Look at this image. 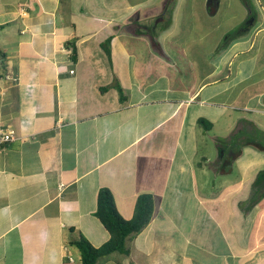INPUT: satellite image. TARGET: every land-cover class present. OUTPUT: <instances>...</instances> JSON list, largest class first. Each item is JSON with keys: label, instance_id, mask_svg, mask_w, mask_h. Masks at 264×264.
<instances>
[{"label": "crops", "instance_id": "0c3cea01", "mask_svg": "<svg viewBox=\"0 0 264 264\" xmlns=\"http://www.w3.org/2000/svg\"><path fill=\"white\" fill-rule=\"evenodd\" d=\"M169 1L0 0V129L16 135L0 148V264H82L74 241L110 239L103 188L127 220L140 195L155 207L129 253L98 264H264V197L248 205L264 169L230 178L245 147L227 169L210 149L229 111L264 113V0L224 49L197 13L179 36L176 0L161 30ZM239 118L225 143L259 128Z\"/></svg>", "mask_w": 264, "mask_h": 264}, {"label": "trees", "instance_id": "16d2710c", "mask_svg": "<svg viewBox=\"0 0 264 264\" xmlns=\"http://www.w3.org/2000/svg\"><path fill=\"white\" fill-rule=\"evenodd\" d=\"M244 3L249 9V17L246 23L242 24L230 36H226L220 46V49H224L228 46L227 40L229 37L233 40L238 36L244 35L250 28L252 21L255 20L256 13L251 2H249V0H244ZM173 5L174 0H171L165 7V14L168 12L169 18L165 22V25L160 28L161 30L167 29L171 23ZM152 37L156 40V34L154 31H152ZM103 48L107 52L109 51L106 45H103ZM72 52L73 58L76 60L77 50L75 47ZM117 87L121 100L124 101L125 96L123 90L120 86ZM198 123L206 131L211 130L213 127V125L204 118L199 119ZM243 135L244 137L242 140L240 139L241 135L239 134L237 137H234L230 143H225L224 141L217 142L220 153L221 168L227 169L231 166L235 159L240 155L241 147L253 146L264 151V133H262L258 128L255 127L252 134L244 133ZM231 147H238V150L236 152H232L230 150ZM263 197L264 170L259 172L253 184L252 195L248 203L249 207L256 205ZM154 207L155 202L152 195H140L136 202L133 218L127 220L119 212L113 193L107 188L101 189L98 194V207L95 215L109 232L110 239L101 247H94L86 238L82 236L78 240L74 241L73 245H75L81 252L82 264H98L101 260L116 253L127 255L129 253V238L139 234L150 224L154 213Z\"/></svg>", "mask_w": 264, "mask_h": 264}, {"label": "rangeland", "instance_id": "374dc122", "mask_svg": "<svg viewBox=\"0 0 264 264\" xmlns=\"http://www.w3.org/2000/svg\"><path fill=\"white\" fill-rule=\"evenodd\" d=\"M221 6L218 12L215 15H209L206 13V4L208 0H176V4H179V13L182 18V23H181V31L179 33V36L182 38H186L190 30L193 26V23L195 22V18L197 16L195 13L199 14L200 17H202L204 20H210L209 22H206L205 29L206 33L209 34L210 40L209 42L212 43V45L215 44V42L218 40L219 37L224 36L226 33V36H230L234 31H236L242 24L246 23L244 19H248L247 15V10L241 5L242 2L240 0H221ZM252 1V6L255 5L254 10L255 13L256 11L261 12L262 8L257 7V0H249V2ZM262 3V2H261ZM173 7V6H172ZM194 7V8H193ZM193 8L191 11L190 9ZM194 14V15H193ZM193 15V17H191ZM169 13L167 12L165 14V18L168 20ZM255 18L257 16L255 15ZM200 33V31H199ZM225 36V37H226ZM237 38V37H236ZM235 38V39H236ZM225 39V38H224ZM222 39V43L224 41ZM234 40V39H233ZM229 37L227 42L228 46L230 43L233 41ZM226 41V40H225ZM264 62V57L263 61H261L260 64ZM246 110V108L243 110H238V111H229V113H232V116L234 118H227V126L226 129H228L227 132H224V126H220V129H215L213 130V134L210 133V135H216L220 136L221 138L217 141H225L226 138H228L229 135H231V132L233 131V124L235 121L241 119L239 118L240 116L245 117L243 119H247L249 121H253L258 125V129L264 133V113L263 112H258L255 110L254 112ZM229 114V115H230ZM238 117V118H236ZM231 128V129H230ZM218 133V134H217ZM217 146L215 143L210 144V149L212 151H217ZM260 167V169H264V151H257L255 148L253 149L252 147L248 146L245 147V155L242 157V159L235 164V170L232 175H230V178H241L242 173L245 174L246 177L249 176V173L254 171L253 169H256ZM259 169V168H258Z\"/></svg>", "mask_w": 264, "mask_h": 264}, {"label": "built area", "instance_id": "2783aa9c", "mask_svg": "<svg viewBox=\"0 0 264 264\" xmlns=\"http://www.w3.org/2000/svg\"><path fill=\"white\" fill-rule=\"evenodd\" d=\"M4 61V57L3 55L0 53V65L3 63ZM5 78L8 81H12V82H16L17 78L12 76L11 74H6ZM16 140V135L14 133V131L12 130H3L0 129V148L15 141ZM63 187V186H61Z\"/></svg>", "mask_w": 264, "mask_h": 264}, {"label": "flooded vegetation", "instance_id": "af4514ba", "mask_svg": "<svg viewBox=\"0 0 264 264\" xmlns=\"http://www.w3.org/2000/svg\"><path fill=\"white\" fill-rule=\"evenodd\" d=\"M212 3H214V1H212Z\"/></svg>", "mask_w": 264, "mask_h": 264}]
</instances>
